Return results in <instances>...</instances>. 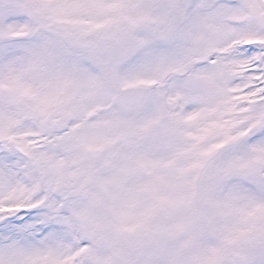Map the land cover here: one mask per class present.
Listing matches in <instances>:
<instances>
[{"label":"snow or ice","instance_id":"snow-or-ice-1","mask_svg":"<svg viewBox=\"0 0 264 264\" xmlns=\"http://www.w3.org/2000/svg\"><path fill=\"white\" fill-rule=\"evenodd\" d=\"M0 264H264V0H0Z\"/></svg>","mask_w":264,"mask_h":264}]
</instances>
